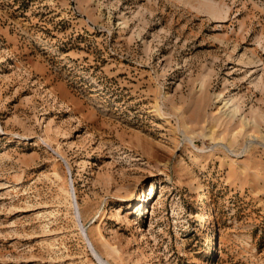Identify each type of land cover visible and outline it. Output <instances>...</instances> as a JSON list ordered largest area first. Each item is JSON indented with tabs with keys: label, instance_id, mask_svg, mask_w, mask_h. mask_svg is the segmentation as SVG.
<instances>
[{
	"label": "rangeland",
	"instance_id": "374dc122",
	"mask_svg": "<svg viewBox=\"0 0 264 264\" xmlns=\"http://www.w3.org/2000/svg\"><path fill=\"white\" fill-rule=\"evenodd\" d=\"M0 264H264V0H0Z\"/></svg>",
	"mask_w": 264,
	"mask_h": 264
},
{
	"label": "bare ground",
	"instance_id": "6f19581e",
	"mask_svg": "<svg viewBox=\"0 0 264 264\" xmlns=\"http://www.w3.org/2000/svg\"><path fill=\"white\" fill-rule=\"evenodd\" d=\"M224 106H225V105H224ZM236 108H237V107H236ZM236 108H233V111H234ZM235 111H236V110H235ZM229 113H231V115L234 114L233 112H229ZM226 114H227V113H226ZM226 114H225V115H226ZM235 116H236V115H235ZM242 124H243V125H246V123L243 122V121H242ZM257 139H258V138H257ZM199 188H200V187H198V189H199ZM199 195H200V196H199L198 200H201V199L203 198V196H204L203 191H202V193L200 192Z\"/></svg>",
	"mask_w": 264,
	"mask_h": 264
},
{
	"label": "water",
	"instance_id": "95a60500",
	"mask_svg": "<svg viewBox=\"0 0 264 264\" xmlns=\"http://www.w3.org/2000/svg\"><path fill=\"white\" fill-rule=\"evenodd\" d=\"M84 234V233H83ZM85 236V235H84ZM89 243V242H88Z\"/></svg>",
	"mask_w": 264,
	"mask_h": 264
}]
</instances>
